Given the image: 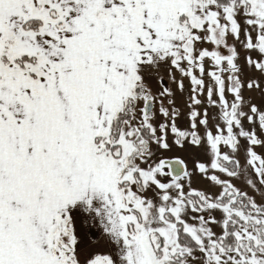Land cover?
Wrapping results in <instances>:
<instances>
[{
	"label": "snow or ice",
	"instance_id": "6c2138e0",
	"mask_svg": "<svg viewBox=\"0 0 264 264\" xmlns=\"http://www.w3.org/2000/svg\"><path fill=\"white\" fill-rule=\"evenodd\" d=\"M0 264H264V0H0Z\"/></svg>",
	"mask_w": 264,
	"mask_h": 264
},
{
	"label": "rangeland",
	"instance_id": "374dc122",
	"mask_svg": "<svg viewBox=\"0 0 264 264\" xmlns=\"http://www.w3.org/2000/svg\"><path fill=\"white\" fill-rule=\"evenodd\" d=\"M247 94V93H246ZM186 110V109H185ZM195 186V185H194Z\"/></svg>",
	"mask_w": 264,
	"mask_h": 264
}]
</instances>
